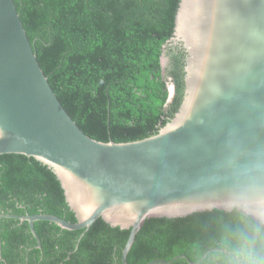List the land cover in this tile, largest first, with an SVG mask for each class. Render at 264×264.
<instances>
[{
	"label": "water",
	"instance_id": "95a60500",
	"mask_svg": "<svg viewBox=\"0 0 264 264\" xmlns=\"http://www.w3.org/2000/svg\"><path fill=\"white\" fill-rule=\"evenodd\" d=\"M168 42L185 51L177 111L152 136L103 142L65 110L14 1L0 0V154L47 165L76 218L0 214L27 221L36 248L37 220L85 231L102 218L129 230L121 255L128 264L146 218L232 210L264 193V0H179Z\"/></svg>",
	"mask_w": 264,
	"mask_h": 264
},
{
	"label": "trees",
	"instance_id": "16d2710c",
	"mask_svg": "<svg viewBox=\"0 0 264 264\" xmlns=\"http://www.w3.org/2000/svg\"><path fill=\"white\" fill-rule=\"evenodd\" d=\"M37 59L61 104L93 139L128 142L152 136L173 117L184 91L185 51L169 45L179 0H13ZM166 56L167 64L162 65ZM173 96L169 99V84ZM54 214L75 222L55 173L31 156L0 154V214ZM237 209L149 217L128 264H222ZM0 217V264H122L129 230L102 218L67 230Z\"/></svg>",
	"mask_w": 264,
	"mask_h": 264
},
{
	"label": "clouds",
	"instance_id": "9594fccd",
	"mask_svg": "<svg viewBox=\"0 0 264 264\" xmlns=\"http://www.w3.org/2000/svg\"><path fill=\"white\" fill-rule=\"evenodd\" d=\"M241 226L231 234L222 252V264H264V193L233 205Z\"/></svg>",
	"mask_w": 264,
	"mask_h": 264
},
{
	"label": "rangeland",
	"instance_id": "374dc122",
	"mask_svg": "<svg viewBox=\"0 0 264 264\" xmlns=\"http://www.w3.org/2000/svg\"><path fill=\"white\" fill-rule=\"evenodd\" d=\"M166 64H167V58H166V56H163L162 57V65H163V67H165L166 66ZM169 85V99H168V101H170L171 100V98H172V96H173V85L169 82L168 83Z\"/></svg>",
	"mask_w": 264,
	"mask_h": 264
}]
</instances>
